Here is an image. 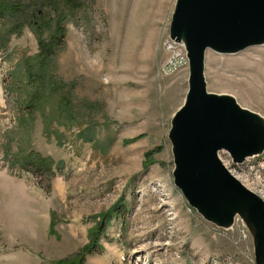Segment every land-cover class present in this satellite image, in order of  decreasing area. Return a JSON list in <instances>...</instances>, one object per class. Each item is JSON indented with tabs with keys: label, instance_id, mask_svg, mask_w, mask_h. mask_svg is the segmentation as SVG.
<instances>
[{
	"label": "rangeland",
	"instance_id": "obj_1",
	"mask_svg": "<svg viewBox=\"0 0 264 264\" xmlns=\"http://www.w3.org/2000/svg\"><path fill=\"white\" fill-rule=\"evenodd\" d=\"M174 2L0 0V264L75 253L108 208L99 248L84 264H256L240 217L228 228L206 220L173 183L168 130L189 72L188 62L164 65ZM38 14L49 21L41 25L46 41L63 25L43 64L38 33L15 24ZM204 73L208 90L231 93L264 116V43L207 49ZM219 155L264 198V152L241 163L226 149ZM15 163L36 172L49 197L32 198L38 187Z\"/></svg>",
	"mask_w": 264,
	"mask_h": 264
},
{
	"label": "water",
	"instance_id": "obj_2",
	"mask_svg": "<svg viewBox=\"0 0 264 264\" xmlns=\"http://www.w3.org/2000/svg\"><path fill=\"white\" fill-rule=\"evenodd\" d=\"M169 36L182 42L188 57V87L174 110L168 138L173 183L206 220L231 227L240 217L253 241L256 264H264V198L224 164L264 152V116L227 92L208 90L207 49L235 53L264 43V0H175Z\"/></svg>",
	"mask_w": 264,
	"mask_h": 264
},
{
	"label": "trees",
	"instance_id": "obj_3",
	"mask_svg": "<svg viewBox=\"0 0 264 264\" xmlns=\"http://www.w3.org/2000/svg\"><path fill=\"white\" fill-rule=\"evenodd\" d=\"M74 0H69V2H72ZM19 6H9V9L16 10ZM42 16L40 14L36 15L34 18L32 17H25V20H20L15 24H18V27L20 26L22 21L27 22L28 24L32 25V28L34 29L35 32L38 33V45H39V50L38 53L35 55L36 58H38L39 63L43 64L45 60L49 57L50 53L53 51L54 44L56 42V38L63 33V25L59 24L57 26L56 33L53 34L52 39H49L46 41L45 38L42 37V30H41V25H44L46 22L49 25V21H41ZM43 19V18H42ZM24 23V22H23ZM109 211L110 208H108L102 215H101V222L97 226H92L88 230V234L90 236L89 242H87L82 248H79L75 253L61 257L58 259L54 260H49L47 263L43 264H84V257L86 253L91 251L92 249L99 248V245L96 244V240L99 237V234L101 233V228H102V222L105 220H108L109 218Z\"/></svg>",
	"mask_w": 264,
	"mask_h": 264
},
{
	"label": "built area",
	"instance_id": "obj_4",
	"mask_svg": "<svg viewBox=\"0 0 264 264\" xmlns=\"http://www.w3.org/2000/svg\"><path fill=\"white\" fill-rule=\"evenodd\" d=\"M167 47L170 49V55L167 60H165V67L169 70H174L180 66H186V49L182 42L173 40L170 36L166 40ZM228 169L235 175V167L231 166L230 161L224 162ZM238 218V217H236Z\"/></svg>",
	"mask_w": 264,
	"mask_h": 264
},
{
	"label": "crops",
	"instance_id": "obj_5",
	"mask_svg": "<svg viewBox=\"0 0 264 264\" xmlns=\"http://www.w3.org/2000/svg\"><path fill=\"white\" fill-rule=\"evenodd\" d=\"M12 178H13V181L15 182V184H18V183H21L22 182L23 186L25 187L26 181L23 178H19V179H14V177H12ZM4 184H5V189H6L7 188V183L5 182ZM23 186H22L21 189L24 188ZM30 192H31L32 198H35L36 197L37 199H41L43 196L49 197V195H50L48 193L47 194L44 193V191H42L39 188H30ZM45 197H43V198H45ZM46 209L47 210L44 211L42 215H43V217L46 220V225L48 226V230L46 232V236H48L49 238H51L52 235H50V234H53L54 233V228L51 229V224L50 223L54 222V224H53V227H54V225H55V217L52 214V206L51 205H48ZM32 229L34 230V232H36L37 231V225L36 226L33 225ZM74 249H76V248H74ZM74 249L72 248L70 250H67V252H64L60 256H64V255H66L68 253H71V252L74 251ZM76 250H78V249H76ZM50 258H54V257H50Z\"/></svg>",
	"mask_w": 264,
	"mask_h": 264
},
{
	"label": "bare ground",
	"instance_id": "obj_6",
	"mask_svg": "<svg viewBox=\"0 0 264 264\" xmlns=\"http://www.w3.org/2000/svg\"><path fill=\"white\" fill-rule=\"evenodd\" d=\"M186 62H188V57H186ZM220 156V155H219ZM19 189H21V188H19ZM22 190V189H21Z\"/></svg>",
	"mask_w": 264,
	"mask_h": 264
}]
</instances>
